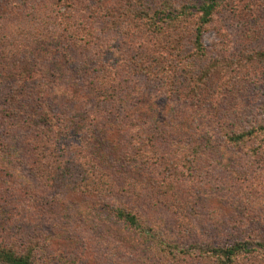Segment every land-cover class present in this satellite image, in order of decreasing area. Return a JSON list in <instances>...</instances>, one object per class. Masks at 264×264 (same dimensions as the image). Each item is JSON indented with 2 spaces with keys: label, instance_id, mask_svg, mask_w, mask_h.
I'll list each match as a JSON object with an SVG mask.
<instances>
[{
  "label": "rangeland",
  "instance_id": "obj_1",
  "mask_svg": "<svg viewBox=\"0 0 264 264\" xmlns=\"http://www.w3.org/2000/svg\"><path fill=\"white\" fill-rule=\"evenodd\" d=\"M44 1L56 7L53 0H0V23L5 12H11L16 6L32 7ZM111 1L104 0L103 4ZM157 1L173 4L178 10L187 6L198 8L207 2L144 0V3L156 10L152 5ZM86 4L89 11L93 2L87 0ZM195 9L187 12L195 13ZM97 31L99 40H95L87 55L91 60L86 65L87 56L75 57L78 61L73 64L62 54L61 46H67L63 38L39 50L50 62L45 85L54 95V105L48 103L47 109L61 113L81 135L63 136L65 160L77 165L85 164L84 159L91 161L95 164L90 171L100 176L110 170V164L104 163L106 155L117 156L127 147V139L119 119L111 118L113 129L100 120L107 117L104 111L109 108L99 106L95 87L100 77L93 71L94 62H90L105 61V58L120 60L128 48L139 46L142 41L134 34H131L134 41L127 39L126 25L109 29L108 24H100ZM191 37L185 42L186 46L191 45L187 52L193 49ZM203 46L210 59L243 63L250 56L258 61L248 65L246 73L237 70L236 77H231L236 79L229 84L220 83L231 94L216 92L205 101V106V102L195 105L187 100L182 86L178 95L168 97L160 81L142 74L131 77L123 74L124 78L111 89L121 96L120 109L124 116L130 121L154 125L152 133L145 129L146 134L156 133V141L161 146L155 158L160 166L170 167L173 181L156 179L165 181L166 185L171 182L182 186L178 192L173 190L157 200L147 197V189H142L143 195L139 197L128 191L134 187L120 175H130L124 164L119 174L110 179L108 187L86 191L80 184L77 191L68 189L62 194L41 179L39 172H30L27 163L17 165L10 152L25 162L24 155L31 146L28 144L33 145L34 137L26 122L29 115H11L7 108L9 96L16 87L0 81V140L8 145L6 151L0 150V243L23 247L29 240H39L38 254L45 264H166L149 235L115 220L111 207L118 205L136 211L151 230L148 234L165 242L189 246L206 243L223 248L239 241L264 238L262 166L247 149L233 148L224 142L225 130H231L235 124L247 127L264 121V0H218L204 30ZM258 55L263 57L257 58ZM66 87L72 88V94L65 91ZM96 126L99 129L93 136L91 130ZM142 137L146 141L144 134ZM94 142L100 149L90 153L85 146H92ZM134 142L137 145L141 141ZM152 168L157 167L152 164ZM141 185L137 180L135 189ZM251 259L250 264H264L262 253H255ZM243 264H246L244 259Z\"/></svg>",
  "mask_w": 264,
  "mask_h": 264
},
{
  "label": "trees",
  "instance_id": "obj_2",
  "mask_svg": "<svg viewBox=\"0 0 264 264\" xmlns=\"http://www.w3.org/2000/svg\"><path fill=\"white\" fill-rule=\"evenodd\" d=\"M114 1L116 5L112 4ZM53 2L56 3L54 4L56 7H50L52 3L48 4L45 1L42 5L37 4L32 7L18 5L1 17L0 81L16 87L9 96L10 105L7 108L11 115L18 114L20 117L29 115L26 122L34 137L33 145L28 144L31 146L24 155L25 162L13 152H10V156L17 165L27 163L30 172H39L41 179L52 184L61 194L68 192V189L77 191L80 184L86 187V191L108 187V184H111L110 179L116 177L119 174L118 170L123 167L121 164L125 165L127 171H131L130 175L120 174L134 187L133 190L128 191H132L138 197L143 195L142 189H147L148 198L152 197L156 200L173 190L178 192V187H182L178 183L174 185L166 182V185L165 181L157 180L167 178L173 181L170 177V167L165 164L160 166L157 162L158 158H155L158 146H161L156 141V133L146 134V130L148 133L153 132L154 125L140 123L139 120L130 121L128 116H124V111L120 109L121 96L119 92L111 89L118 84L121 77L124 78L123 74L127 77L142 74L152 80L160 81L163 84L164 94L168 97L178 95L179 87L182 86L187 100L193 101L195 105L202 104L211 96H215L216 92L231 94L222 84H229L231 80L236 79L231 77H236L237 70L246 73L248 65L258 60L248 56V59L244 58L246 61L244 60L243 63H237L206 57L203 46L204 30L210 23L218 0H207L198 8L187 6L179 10L174 8L173 4H160L158 1L155 6L152 5L156 7V10H153L144 3V0H112L108 5L103 4L104 0H92L93 6L89 11L87 0H53ZM61 7L65 9L63 12L60 10ZM188 9H195L196 12L188 13ZM100 24H108L109 29H118L126 25L127 31L124 34L127 39L134 41L131 37V34H134L142 43L128 48L120 60L109 61L105 58V61L90 62H94L93 71L100 77L95 87L99 106L109 108L104 111L107 117L100 120L113 129L111 118L119 119L118 122L121 123V129L125 133L123 135L127 139V147L120 150L117 156L106 155L104 163L110 164V170L97 176L95 172L90 171L95 163H90L91 161H86L84 158L83 162L86 163L78 165L65 160L63 136L81 137V135L71 127V122L65 120L61 113H51L47 109L48 103L54 105V95L45 85L46 71L50 67V62L46 56L41 55L39 48L51 46L58 38H63L67 46H61L62 54L76 64L78 60L75 57L89 55L91 48L96 44L95 40L99 38L97 27ZM141 35L144 37L140 38ZM189 35L193 37H191L193 39L191 52H187L191 45L185 44ZM262 55L264 56L263 53ZM262 55H258L257 58L263 57ZM87 57L85 65L91 60L89 56ZM65 91L69 94L73 92L69 87H66ZM97 129L99 126L92 128L93 136H95L93 132ZM225 131V144L233 148L247 149L248 154L260 163L264 172V121L260 120L247 127L245 125L239 127L235 124L234 128ZM143 134L146 141H142ZM139 140L141 141L139 144H133L134 141ZM95 143L85 148L93 153L100 149ZM7 149L8 145L0 140V150ZM84 157L86 158L87 155ZM112 158L116 160L109 161ZM204 159L209 160L208 156ZM186 161L190 162V159ZM152 164L157 168H152ZM186 165L183 163V166ZM102 166L105 167V164ZM147 176L152 180L155 178V182L150 183ZM137 180L142 183L139 189H135ZM153 195H157L158 198ZM111 214L116 221L149 235L166 264H191V261H194V264H243V259L246 264H250L251 257L255 253H262L264 259V238L239 241L223 248L206 243L189 246L165 242L161 238H155L153 234H148L149 229L141 216L128 206H112ZM20 246L0 243V264L46 263L38 254L41 249L39 240H29L23 247ZM202 260H206L207 263H203Z\"/></svg>",
  "mask_w": 264,
  "mask_h": 264
}]
</instances>
